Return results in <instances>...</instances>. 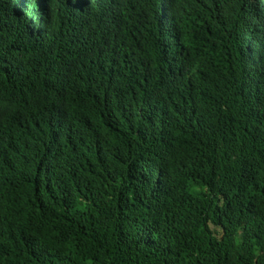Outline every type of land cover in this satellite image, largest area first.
<instances>
[{"label":"trees","instance_id":"1","mask_svg":"<svg viewBox=\"0 0 264 264\" xmlns=\"http://www.w3.org/2000/svg\"><path fill=\"white\" fill-rule=\"evenodd\" d=\"M0 264H264V0H0Z\"/></svg>","mask_w":264,"mask_h":264}]
</instances>
